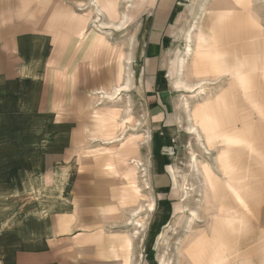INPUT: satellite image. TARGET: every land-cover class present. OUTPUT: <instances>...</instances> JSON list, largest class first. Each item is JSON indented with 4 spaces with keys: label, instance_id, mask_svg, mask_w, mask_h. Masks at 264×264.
Segmentation results:
<instances>
[{
    "label": "rangeland",
    "instance_id": "obj_1",
    "mask_svg": "<svg viewBox=\"0 0 264 264\" xmlns=\"http://www.w3.org/2000/svg\"><path fill=\"white\" fill-rule=\"evenodd\" d=\"M158 2L0 0V28L27 19L23 29L37 28L47 36L46 44L33 57L36 68L32 75L42 85L32 95V138L38 141L32 148L45 146V152L32 169V220L18 202L27 192L10 190L15 182L6 176L0 199L5 247L12 243L7 234L32 229L38 235L51 236L52 248L68 249V255L57 256L65 264H191V255L201 246L198 240L220 225L215 221L214 205L220 203L217 195L221 192L216 194L208 178L213 173L219 181L227 179L218 158L225 141L208 118L215 111L224 117L221 131L231 135L240 131L239 137L252 146L251 150L241 146L238 153L249 207L236 206L245 215L228 230L223 258L225 264H264L261 118L243 99L236 100L235 108L231 106L235 93L231 76H208L207 61L197 64L198 54L209 47L214 21L226 17L228 23L216 34L217 46L241 56L248 63L245 72L257 65L250 95L259 106L260 77L264 76L260 39L264 0H182L183 14L162 47L155 73L142 63L141 27ZM124 14L126 23L117 28ZM249 17L255 28H248ZM191 27L195 28L193 54L183 80L190 85L205 81L201 93L197 88L195 93L176 88L167 73L185 53L186 31ZM130 56L133 61L128 65ZM129 74L133 77L130 91L107 98L114 88L123 86ZM161 79L173 102L169 113L173 126L165 133L156 127L146 98V93L156 92ZM185 99L191 110L205 105L212 125L206 136L201 128V138L188 134ZM230 116L238 120L236 133ZM12 123L5 136L20 134ZM252 129L254 143L248 132ZM158 135L166 141L161 153L168 158L166 170L172 179L169 200L155 192L153 156ZM45 137L50 143L47 146L39 143ZM255 172L257 192L252 198L249 190ZM149 204H155L154 210ZM191 212L196 213L193 222Z\"/></svg>",
    "mask_w": 264,
    "mask_h": 264
},
{
    "label": "crops",
    "instance_id": "obj_2",
    "mask_svg": "<svg viewBox=\"0 0 264 264\" xmlns=\"http://www.w3.org/2000/svg\"><path fill=\"white\" fill-rule=\"evenodd\" d=\"M183 10L182 0H159L155 9L152 8L149 17L142 23L144 47L141 48V54L144 56L142 63L147 70L153 69L155 73L158 70L162 47H165L173 35V25L177 24L176 20L182 16ZM27 21H11L0 28V199L6 189V176H11V183H15L10 190L27 192L22 197L23 200L18 202L29 220H32V169H36L38 159L43 158L45 152V146L32 148V143H38L36 137L32 138V109L35 104L32 95H36L37 89L42 85L38 76L32 75V70L36 68L33 57L36 50L46 44L47 36L37 28L23 29L22 25ZM148 56H154L155 59H149ZM174 70V66L167 69L173 85L175 80L170 71ZM165 83L161 79L156 92L146 93L148 110L155 117L158 130L164 133L169 132L170 126H173L169 114L173 102L171 103L172 99L166 93ZM12 122L18 126L20 134L5 136L4 133ZM162 137L158 135L155 138L154 186L155 192L161 198L166 197L169 200L167 196L172 191V179L166 170L168 158L161 153L166 144ZM39 143L46 146L50 144L48 137ZM2 223L3 219H0V224ZM3 236L4 231L0 232V264H65L57 256L69 254L68 249L52 248L51 236L41 233L38 235L32 229L7 234L12 239L8 247H5Z\"/></svg>",
    "mask_w": 264,
    "mask_h": 264
},
{
    "label": "bare ground",
    "instance_id": "obj_3",
    "mask_svg": "<svg viewBox=\"0 0 264 264\" xmlns=\"http://www.w3.org/2000/svg\"><path fill=\"white\" fill-rule=\"evenodd\" d=\"M128 1H133V0H128ZM92 8H94L92 6ZM127 20V14H124L122 22L116 26L117 28L120 26H124ZM195 26V25H194ZM193 28L191 27L186 31V41L188 43L187 48L185 50V53L178 58L177 63L175 64V70L171 71V76L174 78V86L178 89H183L187 91L188 93L197 89H201L199 93L204 91V85L205 81H200L198 83L194 84H188L183 80L184 74L186 72V68L189 62V58L192 57L193 54V48H192V39H193ZM195 29V28H194ZM196 52V51H195ZM238 55V54H237ZM239 56V55H238ZM241 57V56H240ZM128 65L131 64L133 61V58L130 56L127 58ZM248 64V63H246ZM254 68L257 66L254 63ZM130 73V72H129ZM170 76V75H169ZM133 78V77H132ZM131 78V75L126 78L123 86L114 88V93L112 95L107 94V98H114L118 93L120 92H126L130 91L132 85H133V79ZM135 84V83H134ZM195 93V92H194ZM213 95V94H212ZM205 105L201 106H196L194 109L191 110L190 103L188 102L187 99H185L184 102V110L187 114L188 122H190V126H188V134L194 135L198 134V136L201 138L199 129L201 128L203 131V134L206 136L209 132H211L212 125L207 120V115H206V109ZM231 120L230 123L234 125V132L236 133L238 125L236 124L238 120L234 121L235 118L230 116ZM199 127V128H198ZM211 127V128H210ZM250 136L252 137V141L254 143V140L256 139L255 136V130L248 131ZM241 135L240 131L237 132L236 135L232 136H237L239 137ZM207 141H210V137H207ZM205 144V143H204ZM222 149L220 152V155L218 158L222 157L223 154V160L220 161V168L224 172V176L227 177L226 180H218L216 177H214L213 173L208 175L209 177V182L211 186H213L215 192L220 190V197L217 195V199H220V203L218 205H214V208H216L217 213L215 217V221L218 222L220 225L224 224V222H228L231 225L235 223L237 220H240L244 217L245 214L240 213L239 209L237 207L243 206V207H249L247 202L248 200L245 199V194H244V182L245 178L243 175V168L241 165H238L240 163V157L238 153H241V146L236 147V146H229L226 144V142H222ZM205 165V164H204ZM253 172V171H252ZM232 173V178H229ZM258 172L253 173L254 178H253V183L254 186L249 190L250 195L256 196L257 188L255 187V183H257L256 176L255 174ZM205 177V176H204ZM187 191V189H185ZM189 193V192H187ZM217 194V192H216ZM240 197V200L243 201V204L240 203V200L236 199V196ZM248 195V193H246ZM135 198V197H134ZM212 198V196H211ZM251 198V199H252ZM141 201V200H140ZM213 205V203H212ZM155 204H149V208L152 210L154 208ZM237 206V207H236ZM140 207V206H139ZM142 210V209H141ZM154 210V209H153ZM214 214V213H213ZM191 221L193 222V218L196 217L195 212H191ZM140 224V222H138ZM238 224V223H236ZM142 225V224H141ZM225 227L227 225L225 224ZM208 236V235H207ZM198 243H201V239L198 240ZM228 245V242H227ZM164 264H168L167 262H164Z\"/></svg>",
    "mask_w": 264,
    "mask_h": 264
},
{
    "label": "snow or ice",
    "instance_id": "obj_4",
    "mask_svg": "<svg viewBox=\"0 0 264 264\" xmlns=\"http://www.w3.org/2000/svg\"><path fill=\"white\" fill-rule=\"evenodd\" d=\"M243 6V5H242ZM228 20L226 17L221 16L214 21L213 35L209 37V47L202 55L198 54L200 57L197 60V64H200L201 61H207V64L204 65L206 74L211 77H221V76H231L235 83V93L230 98V103L233 108L236 107V100L238 98L243 99V101L251 106V108L257 112L261 118V125L264 127V76L260 77L259 84V106L256 103V98L250 95L253 91V83L255 80V68L245 72L244 69L246 64L244 59H242L237 54H230L223 51L217 46V33L221 32ZM248 28H255V21L249 17L247 20ZM262 48H264V30L261 31ZM261 72H264V67L261 68ZM210 120L215 124L216 131L221 133V138L229 146H244L251 150V145L243 137L232 136L226 130L221 131L224 117L222 114L213 111L209 117ZM261 158L264 159V146H262V155ZM221 159L223 160V154ZM237 200H240V197L236 196ZM240 203L243 204V201L240 200ZM225 224L227 227H225ZM232 225L228 222L218 225L213 229L212 234L209 236H202L201 246L199 249L194 252L190 261L191 264H225L224 261V246L227 243L229 238V229Z\"/></svg>",
    "mask_w": 264,
    "mask_h": 264
}]
</instances>
